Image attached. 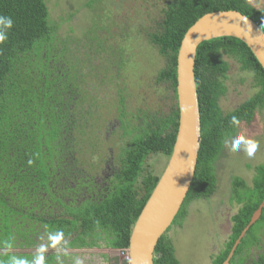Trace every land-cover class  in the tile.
Listing matches in <instances>:
<instances>
[{
	"label": "trees",
	"instance_id": "obj_1",
	"mask_svg": "<svg viewBox=\"0 0 264 264\" xmlns=\"http://www.w3.org/2000/svg\"><path fill=\"white\" fill-rule=\"evenodd\" d=\"M160 1H164L160 20L141 17L134 31L146 47L119 49L120 55H128L124 61L148 51L156 56L160 64L153 68L154 80L172 92L170 110L162 116L145 114L143 131L122 152L108 182L109 192L102 196L93 178L76 167L78 142L72 132L78 131L82 140V114L74 109L70 118L68 112L71 103L86 100L82 95L85 76L90 77V71L101 74L55 36L44 0H0V17L12 20L11 27L3 29L6 39L0 41V264H67L74 257L64 250L101 245L124 254L175 142L176 58L184 34L203 15L220 11L239 12L264 33V0L252 5L250 0ZM51 39H59L60 52L55 51L59 42L53 44ZM102 44L100 39L99 50ZM72 59L76 61L70 65ZM194 78L199 151L193 181L170 225L176 229L188 226L191 203L215 196L214 165L225 144L240 137V129L256 117L264 118V70L237 39L201 43ZM153 156L162 157V164L154 165ZM252 169L250 185L237 177L231 182V201L239 208L229 218L230 234L223 248L208 258V264H223L264 200V163ZM165 233L156 245L153 264H181L173 240ZM254 247L258 253L252 258L249 253ZM229 264H264V205L258 220L240 238Z\"/></svg>",
	"mask_w": 264,
	"mask_h": 264
},
{
	"label": "rangeland",
	"instance_id": "obj_2",
	"mask_svg": "<svg viewBox=\"0 0 264 264\" xmlns=\"http://www.w3.org/2000/svg\"><path fill=\"white\" fill-rule=\"evenodd\" d=\"M44 1L49 12L48 21L55 29V36H59L60 41L65 40L72 51L80 53L78 59L91 63L97 74H101L98 77L90 71V77H87V68L81 72L85 76L83 93L87 97L83 107L89 106V115H84V124L81 125L82 142L79 141L78 131L72 132V138L78 142V151L75 153L77 164L79 163L76 164L77 169L86 172V175L97 182H104L113 175V164L120 148L128 146V143L143 131L145 114L162 116L168 115L170 110L172 92L168 91L166 85H159L154 80L153 68L158 64L156 56L148 51L124 61L123 58H128V55H120V49L132 50L141 44L142 48L146 47L145 41L137 38L134 33L135 28L141 23V17L146 21L152 16H155L157 21L160 20L164 1ZM126 6L127 10L133 11V19L121 20L123 14L128 15L123 13ZM94 16L95 18H92ZM91 19L99 21L102 27L100 31L95 28L97 21L92 23ZM100 39L103 44L99 50ZM60 41L52 40L53 44L59 42L55 51H61ZM130 41L132 43H129ZM114 60H117V63H114ZM72 61L74 63L76 60H70V65ZM120 98L122 105L119 104ZM263 121L264 118L259 120L256 117L249 126L240 129V137L256 143L254 154L251 157L247 154L251 145L242 143L238 150L232 151L233 140L226 143L214 165L217 179L215 196L205 204L191 203L188 207V226L180 229L170 226L165 233L173 240L175 255L181 264H208V258L223 248L229 223L226 220L222 222L218 209H222L220 207L226 203L232 205L229 199L232 198L230 190L233 179L241 178L250 185L252 168L264 163ZM163 160L160 156H153L152 159L154 165L158 161L162 164ZM74 176L75 174H72V177ZM72 181L74 180L70 181L71 185L74 183ZM237 208L234 204L233 209ZM190 219L192 221L189 222ZM63 252L74 257V260L67 264H76L77 260H80L81 264H119V261L125 260L122 252L109 250L103 245L98 248ZM257 253L254 247L249 256L253 258Z\"/></svg>",
	"mask_w": 264,
	"mask_h": 264
},
{
	"label": "water",
	"instance_id": "obj_3",
	"mask_svg": "<svg viewBox=\"0 0 264 264\" xmlns=\"http://www.w3.org/2000/svg\"><path fill=\"white\" fill-rule=\"evenodd\" d=\"M230 37L242 42L264 70V33L236 11L208 13L184 34L176 58V98L179 113L175 142L167 164L132 228L124 259L128 264H153L154 251L172 224L193 181L199 151V111L194 78L198 46ZM264 200L253 213L223 264H229L246 230L259 218Z\"/></svg>",
	"mask_w": 264,
	"mask_h": 264
},
{
	"label": "flooded vegetation",
	"instance_id": "obj_4",
	"mask_svg": "<svg viewBox=\"0 0 264 264\" xmlns=\"http://www.w3.org/2000/svg\"><path fill=\"white\" fill-rule=\"evenodd\" d=\"M255 0H250V4L252 5V4H254L255 2H254ZM128 9V7H126L125 9H124V12L123 13H128V15L127 14H123V18L121 19V20H130V19H133V11L132 10H127ZM89 29H87L86 31H88ZM89 32V31H88ZM129 43H132V41H130ZM82 95H84V93H82ZM84 97H85V99L87 98L85 95H84ZM77 101H80V100H77ZM81 102H79V103H77V104H79V105H75L74 104V102L73 103H71L70 105H69V116H70V118L73 116L74 117V109H76V112L77 113H81L82 114V116H81V122H82V124H84L83 123V121H84V115H89V106L87 107V108H84L83 106L86 104V100L85 101H83L81 104H80ZM120 104V103H119ZM121 105V104H120ZM82 109H84V110H82ZM72 132V131H71ZM70 132V133H71ZM133 141V140H132ZM132 141L130 142V143H128V146H126V147H124V148H120V150L117 152V156H116V161L114 162V164H113V168H114V172H113V175H112V177L114 176V174H115V172L117 171V169H118V164H119V162H120V159H121V157H122V152L124 151V150H126V149H128L130 146H131V143H132ZM106 159V158H105ZM110 160V159H109ZM89 176V175H88ZM91 177V176H90ZM111 177V178H112ZM92 178V177H91ZM110 178V179H111ZM110 179H107L106 181H104V182H102V181H95L94 179H93V182L96 184V185H98V188H97V191H98V193H101V195L103 196L105 193H107V192H109V190H108V186L110 185L108 182H109V180ZM217 190V189H216ZM232 190V189H231ZM230 190V191H231ZM232 192V191H231ZM231 197H232V193H231ZM212 199V198H211ZM210 199V200H211ZM232 198H230L229 200H231ZM209 200H207L206 202H202V203H207ZM193 203H195V202H193ZM234 201L232 202V205L231 204H227L226 203V205L224 204L223 205V207L221 206L220 208H222V209H218V212H220V218L222 219V222L224 221V220H226V221H228V223H229V218L231 217V215L233 214V213H235L236 211H237V209L239 208V205H237V204H235V206H238V208L236 209V210H234L233 209V207H234ZM225 206V207H224ZM189 207V206H188ZM187 211H188V208H187ZM187 217V216H186ZM229 234H230V230H229V228H228V235H227V237H226V240H227V238H228V236H229ZM226 240H225V242H226ZM237 241V240H236ZM236 241H235V243H236ZM240 243V242H239ZM238 246V245H237ZM109 250H112V251H118V250H113V249H109ZM232 250V249H231ZM235 250V249H234ZM73 251H77V250H73ZM119 252H121V251H119ZM231 252V251H230ZM234 253V252H233ZM74 260V259H73ZM118 261H119V259H118ZM121 263V261H119V264ZM224 263V262H223ZM187 264V263H186Z\"/></svg>",
	"mask_w": 264,
	"mask_h": 264
},
{
	"label": "clouds",
	"instance_id": "obj_5",
	"mask_svg": "<svg viewBox=\"0 0 264 264\" xmlns=\"http://www.w3.org/2000/svg\"><path fill=\"white\" fill-rule=\"evenodd\" d=\"M0 25L3 26L2 28H0V41H3V40L6 39V34H5L3 29L10 28L11 25H12V20L10 18L0 17ZM233 121L235 122V117L233 118ZM242 143L251 145V147L247 149V154H248V156L251 157L254 154V151H255V148H256L257 145H256V143L254 141H245L243 139V137H238V138L233 139V141H232V151L238 150ZM76 264H81V261L77 260Z\"/></svg>",
	"mask_w": 264,
	"mask_h": 264
}]
</instances>
